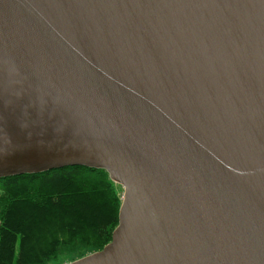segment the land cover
<instances>
[{
  "label": "water",
  "instance_id": "obj_1",
  "mask_svg": "<svg viewBox=\"0 0 264 264\" xmlns=\"http://www.w3.org/2000/svg\"><path fill=\"white\" fill-rule=\"evenodd\" d=\"M122 189L68 264H264V0H0V180Z\"/></svg>",
  "mask_w": 264,
  "mask_h": 264
},
{
  "label": "trees",
  "instance_id": "obj_2",
  "mask_svg": "<svg viewBox=\"0 0 264 264\" xmlns=\"http://www.w3.org/2000/svg\"><path fill=\"white\" fill-rule=\"evenodd\" d=\"M118 189L104 171L81 167L0 180V264L101 250L117 226Z\"/></svg>",
  "mask_w": 264,
  "mask_h": 264
},
{
  "label": "rangeland",
  "instance_id": "obj_3",
  "mask_svg": "<svg viewBox=\"0 0 264 264\" xmlns=\"http://www.w3.org/2000/svg\"><path fill=\"white\" fill-rule=\"evenodd\" d=\"M118 195L122 196V189H118ZM85 253H79V254H68V253H62L59 255V257H57L55 260L49 262L48 264H68L70 262H73L77 259H80L82 257H80L81 255H84ZM89 255V254H88Z\"/></svg>",
  "mask_w": 264,
  "mask_h": 264
}]
</instances>
